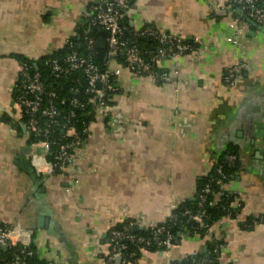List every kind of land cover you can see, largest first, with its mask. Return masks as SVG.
<instances>
[{
  "label": "crops",
  "instance_id": "obj_1",
  "mask_svg": "<svg viewBox=\"0 0 264 264\" xmlns=\"http://www.w3.org/2000/svg\"><path fill=\"white\" fill-rule=\"evenodd\" d=\"M101 4L0 0V226L31 231L47 264H111L113 229L166 223L174 205L195 200L199 180L233 147L239 169L226 189L241 209L215 227L223 233L217 264H264V29L246 23L238 45H230L237 8L229 0H136L127 15L134 31L198 37L204 51L164 60L171 82L134 77L117 64L122 73L109 113L91 124L69 169L40 183L17 165L30 160L14 101L22 60L79 38ZM239 61L246 70L229 87L224 74ZM250 220L253 228L244 230ZM207 245L186 238L171 256L148 251L136 264H173Z\"/></svg>",
  "mask_w": 264,
  "mask_h": 264
},
{
  "label": "built area",
  "instance_id": "obj_2",
  "mask_svg": "<svg viewBox=\"0 0 264 264\" xmlns=\"http://www.w3.org/2000/svg\"><path fill=\"white\" fill-rule=\"evenodd\" d=\"M232 5L239 9L243 16L250 19L260 28L264 29V0H229ZM131 9L130 0H102V4L97 8L91 20V26H99L106 31L107 37L104 40L107 49L108 59H117L122 57L124 65L132 76L147 77L155 82H171V77L166 72H158L161 70V63L166 59H177L189 53L196 51H204V42L194 37L186 39L178 35L162 32L152 27L143 28L140 31H134L138 37L151 38L157 41L161 47H158L155 52L141 51L137 46L129 44L124 40L127 28L123 26L122 22L127 18ZM85 31L84 41L87 54H79L76 51L75 44L68 40L64 47H67L69 54L63 62L58 59H50L45 64L48 67L50 74L57 80H62L67 77L81 73L87 81L85 94L88 96L87 101L82 102L79 99L69 100L70 111L63 113L64 117L61 119V112L56 106L58 100V93L52 88L48 87L42 80V76L38 71H33L32 66L28 63L21 65L19 78L15 84L14 101L17 109L21 115L22 127L25 130L26 137L30 143V161L34 171L41 178L63 175L73 163L74 152L85 147L88 142L90 126L98 118L106 117L109 113L107 93H116L117 86L112 84L111 78L119 77L122 70L116 66V62L108 65V69L101 72L97 65L93 63L92 50L97 42L88 37L91 30ZM246 23L238 18H233L232 28L236 36L230 37L228 43L232 46L238 45V35L245 31ZM189 41H192L189 42ZM168 47H164V45ZM194 45V47H193ZM52 53V52H51ZM50 52L44 56L50 55ZM34 67H37L39 60H30ZM246 70L244 62L239 61L234 66L229 68L224 77L223 82L227 86H233L236 78ZM70 92L77 95L80 93L79 89H71ZM66 102L61 100L60 104L64 105ZM91 108L94 114V121L89 124H84L82 138L79 129L76 126L78 123L77 111L85 112ZM44 119V122L42 121ZM54 130H61L64 133L65 139L69 140L63 143L60 147L59 153L54 156V161H49L51 157L52 142L50 137ZM237 160L235 155H227L225 162L233 165ZM217 178L213 179L219 191L212 190L207 186L200 195L199 206L204 207L207 203V196L211 195L215 203L220 202L222 197L229 193L226 189L227 176L224 174L222 167L216 168ZM178 205H174L169 219H173L172 213L177 209ZM235 207L241 209L240 204H233L231 208ZM185 216L189 221L196 223L200 229L207 232L206 239L208 242H222L215 249V254L220 253L223 247V233L222 230L216 229V225L210 226L206 223L202 213L193 214L191 211H186ZM239 213L236 214V218ZM135 223L125 222L121 229H113L110 234V252L107 255V261L115 264L117 258H121L120 264H136L139 261V256L135 251L128 252L129 246L132 245L138 249L140 256L142 253L150 251L151 248H156V252L171 256L172 252L179 248L183 239L195 238L202 239L201 236L194 231L193 233L180 234L178 240L174 234L166 227L159 225H151L142 227V231L149 234L146 237L143 234L134 233L132 227ZM31 246L36 248L39 254L37 243L33 239V234L28 230H21L14 226L3 225L0 226V260L3 250H10L21 247L20 255H15V260L7 264H27V257L33 255ZM199 254V253H198ZM194 253L191 257L198 255ZM48 264H63V262L50 261ZM202 264H216L208 256L204 258Z\"/></svg>",
  "mask_w": 264,
  "mask_h": 264
},
{
  "label": "trees",
  "instance_id": "obj_3",
  "mask_svg": "<svg viewBox=\"0 0 264 264\" xmlns=\"http://www.w3.org/2000/svg\"><path fill=\"white\" fill-rule=\"evenodd\" d=\"M131 6L136 2V0H130ZM93 17V16H92ZM92 17L87 19V21L80 27L79 29V38L75 37V39H72L71 42L75 44L76 51L79 54H87L88 51L85 47V41H84V33L85 31H88L91 26V20ZM234 17H238L242 19L247 24H252L251 20L247 17L240 15L238 13L234 12ZM123 26L127 28V31L124 35V40L127 41L131 45L137 46L141 51H152L155 52L158 47H161L157 41L151 38H144V37H138L137 34L134 32L133 28L130 26L129 21L127 18L122 22ZM88 37L94 39L96 42L100 39H105L107 37L106 31L101 29L99 26H91V30L88 33ZM192 43V41H189ZM164 47H168V45H164ZM194 47V45H193ZM92 53V61L95 65L98 66L99 70L101 72H104L108 69V65L112 62H116L114 64H124V61L122 57H119L117 59H108L107 58V49H100L97 44H95V47L90 50ZM69 54V50L67 47H63L62 49H58L54 52H52L50 55L43 56L39 59L37 62V67L33 66L32 61L23 59V63H28L32 66V70L38 71L41 76L42 80L46 83L48 87L52 86V88L58 93V100L56 101V106H58V110L61 112V119L64 117L63 113H66L70 111L72 108H70L69 103H67L69 100L72 99H79L82 102L87 101L88 96L85 94V89L87 87V81L84 79V76L81 73H77L73 76L67 77L62 80H57L50 74V71L48 67L46 66V62L50 59H58L61 62L64 61L66 56ZM190 54V53H189ZM158 72H163L162 70H159ZM245 72V71H244ZM243 72V73H244ZM226 73V72H225ZM243 73L241 75H243ZM225 75V74H224ZM240 76V75H239ZM238 76V77H239ZM117 78L113 77L111 78L112 84L117 86L116 82ZM71 89H79L80 93L77 95H74V93L70 92ZM117 93V92H116ZM116 93H107V99L108 105L110 104V100ZM61 100H64L66 103L64 105L60 104ZM92 109L89 107L85 112H79L77 111L78 117L76 126L79 129V133L81 134L82 138L85 139L86 136L82 135L84 124H89L94 121V114L91 111ZM44 122V119H42ZM50 141L52 142L51 146V154L52 156L48 158L49 161H54V156H56L59 153L60 147L63 143L68 142L69 140L65 139L64 133L61 130H54L50 137ZM33 142V139L29 140V144ZM227 155H235L237 157L236 162L233 165H229L225 162V157ZM222 167L224 174L227 176V184L233 179L234 175L239 169V158L238 153L235 148H229L225 153H223L217 160V163L211 172L210 175H208L205 178H202L199 180L198 183V191L197 195L194 201H188L183 204L178 205L177 209L172 213L174 216L173 219H168L166 223L161 224L159 226L166 227L169 229L174 236L179 240L180 234H190L196 231L202 239L206 238L207 232L203 229H200L199 226L188 220V217L185 216L186 211H191L193 214L202 213L204 215V219L207 224L210 226L216 225L220 221H222L225 218H236V214L239 213L240 208H231L233 204H235V196L231 193H226L224 197L220 200V202L215 203L214 199L211 195L207 196V203L204 205V207L199 206L200 202V195H202V191L207 187L210 186L212 190H215L216 192L219 191V188L215 185L213 182V179L217 178L216 175V168ZM254 222V223H253ZM256 220L249 221L245 225H242V228L244 230H251L253 228V225L255 224ZM121 226H118L115 229H121ZM138 234H143L146 237H149V234L140 230ZM222 242H208L207 245V251L202 254H198L196 257H188L187 259L175 262L173 264H202V261L206 256H208L210 259H212L214 262H218L219 254H215V249L218 245H221ZM21 247L13 248L10 250H3L1 254V260L0 264H7L9 262H12L15 260V255H20ZM31 250H33V255L27 257V264H47L46 260H43L40 258L39 254L36 252V248L34 246H31ZM135 251L140 257V253L137 248L130 245L128 252ZM150 251L156 252V248H151Z\"/></svg>",
  "mask_w": 264,
  "mask_h": 264
},
{
  "label": "water",
  "instance_id": "obj_4",
  "mask_svg": "<svg viewBox=\"0 0 264 264\" xmlns=\"http://www.w3.org/2000/svg\"><path fill=\"white\" fill-rule=\"evenodd\" d=\"M236 13H238V14H240V15L242 14V12H241L239 9H237ZM251 23H252L254 26L259 27V26L256 25L254 22H251ZM97 45H98V47H99L100 49H106V45H105V42H104L103 39H100V40L97 42ZM29 152H30V150H29ZM262 155H263V157H261V159L264 161V151H262ZM17 165L20 166L21 168H23V169L28 170L29 172H31L30 175H31V178H32L33 180H38L39 176H38L37 173L34 171V168H33L32 164H31V161H30V160L23 161V162H18ZM39 179H40V178H39ZM40 183H42V179H40ZM42 191L44 192V190H42ZM52 226H53V224L50 223V225L48 226L49 230H52ZM46 228H47V226H46ZM141 229H142V227H141L140 225H138V224H135V225H133V227H132V231H133L134 233H137V232L140 231ZM120 263H121V258H117V259H116V264H120Z\"/></svg>",
  "mask_w": 264,
  "mask_h": 264
}]
</instances>
